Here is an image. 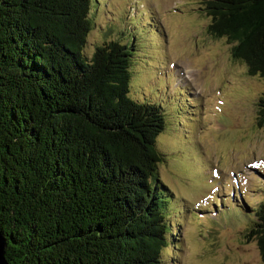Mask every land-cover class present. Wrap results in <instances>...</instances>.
Masks as SVG:
<instances>
[{
    "label": "trees",
    "instance_id": "1",
    "mask_svg": "<svg viewBox=\"0 0 264 264\" xmlns=\"http://www.w3.org/2000/svg\"><path fill=\"white\" fill-rule=\"evenodd\" d=\"M91 2L0 0L8 264H173L164 255L178 241L176 197L160 179L167 154L157 142L167 115L130 97L133 43L109 40L86 53ZM201 10L208 33L264 84V0H201ZM257 107L264 130V92ZM250 213L245 238L264 264V202Z\"/></svg>",
    "mask_w": 264,
    "mask_h": 264
},
{
    "label": "rangeland",
    "instance_id": "2",
    "mask_svg": "<svg viewBox=\"0 0 264 264\" xmlns=\"http://www.w3.org/2000/svg\"><path fill=\"white\" fill-rule=\"evenodd\" d=\"M91 3L86 53L109 40L133 43L130 97L167 115L159 176L176 197L178 241L164 256L173 264H262L245 238L250 211L264 202L262 80L248 75L224 38L208 33L201 0Z\"/></svg>",
    "mask_w": 264,
    "mask_h": 264
},
{
    "label": "water",
    "instance_id": "3",
    "mask_svg": "<svg viewBox=\"0 0 264 264\" xmlns=\"http://www.w3.org/2000/svg\"><path fill=\"white\" fill-rule=\"evenodd\" d=\"M5 247H6V240L2 236L0 231V264H8L5 260Z\"/></svg>",
    "mask_w": 264,
    "mask_h": 264
}]
</instances>
